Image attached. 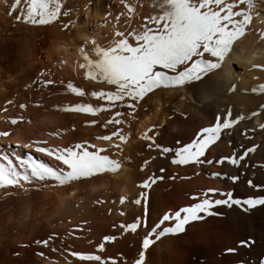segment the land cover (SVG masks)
Masks as SVG:
<instances>
[{"label": "snow or ice", "instance_id": "6c2138e0", "mask_svg": "<svg viewBox=\"0 0 264 264\" xmlns=\"http://www.w3.org/2000/svg\"><path fill=\"white\" fill-rule=\"evenodd\" d=\"M7 5L6 16L12 18V26L17 23L36 27L51 26L62 17H70L75 10L66 5V0H2ZM120 11L113 18L110 12L104 13V23H112L110 35L106 34V42L101 44L95 35L84 37L76 48L77 57L72 60V71L77 79H83L89 84L102 85L94 90L78 85L73 79H54L51 71L39 70L30 83L24 85L30 89L33 85L37 90L54 87L57 84L62 90L78 98H93L98 103L78 102L56 103L47 108L40 100L18 105L20 113L14 116L0 115V121L9 124L5 130H0V199L28 196L32 193L44 197H56L61 204L71 200L76 194L72 187L104 174L116 175L125 163L131 158L124 155V146L130 140L131 125L140 120L139 113L148 112L155 106L157 112L161 105L154 99L158 92L169 93L172 90L184 89L194 84H203L209 76L219 73L226 62L245 65L246 71L259 70L264 72V62H257V54L245 56L243 48H238L245 39L255 33L257 41H264V28L254 27V20L261 16L260 5L264 0H150L149 7L155 11L143 16L138 26L132 25L133 19H140L138 7L142 8V0H118ZM87 10V5H85ZM124 19L127 27L120 29L119 21ZM114 20V22H113ZM74 21L62 23L60 31L71 30ZM264 24V20L258 21ZM64 52L54 64L64 66L68 63L65 57L69 55L68 46L61 45ZM253 81L260 80L252 76ZM239 76L227 88L229 94L237 90L242 95H256L264 97V81L252 83L250 86L238 89ZM184 99L183 96L180 97ZM17 107L14 99L4 101L0 113H6L7 107ZM29 107L43 108L45 111H56L63 114H83L95 117L104 111L110 116L103 121L87 119L83 121L85 127L96 126L107 130L105 134H97L93 143L89 139H79L66 143H50L48 139L29 137L21 138L20 126L33 125V120L22 113ZM123 109L124 111H122ZM187 118L188 113L172 107L171 120L174 116ZM253 119L256 123L252 127L245 126L244 122ZM165 120L159 123H150L139 132V139L145 142V147L157 153L158 157L170 165L193 168L192 176L203 174L211 179L227 180L232 185L240 182L244 174L241 169L264 170V161L252 162L251 157L258 149L264 147L260 143L241 144L239 151L233 147L230 154L209 156L214 149H218L219 142L231 136L237 129L239 135L246 141L255 138L257 129L264 133V102H260L254 110H241L233 114L231 104L222 113L217 112L212 122L207 126L199 127L194 135L181 143L179 139L168 144L160 138L163 134ZM71 128H56L43 133L45 137L63 140ZM15 137V138H13ZM231 145V139L228 140ZM20 150V151H18ZM36 154H40L38 158ZM42 157L48 158L52 163L45 162ZM156 156L143 160L139 169L141 171L155 161ZM235 169V174L223 170L222 165ZM216 165L221 170H212ZM165 167H160L161 175H149L138 181L137 187L141 189L132 201L135 205L143 206V215H137L131 222L113 224L112 228L118 234L103 235L94 249L78 250L69 246L57 247L54 243L59 239L61 245L65 237L50 233L45 238H37L29 243H20L18 247L48 248L54 255L49 256L43 251H36L34 255L43 261V264H120L121 257L104 255L106 243H111L127 233H136L145 229L137 256L131 264H148L147 252L168 236L179 237L188 232L189 227L195 223H202L209 217L223 218L224 213L216 211L217 207L231 209L233 207L245 214L251 213L260 206H264V183H255L252 178L245 181L252 191L244 195H236L235 188L208 186L189 195L192 203L169 208L158 216V219L148 224L149 190L158 181L165 179ZM255 176V171L252 172ZM169 180L190 179L191 176H179L173 173L167 177ZM63 190V191H61ZM127 200L125 195L119 197L123 204ZM95 200L93 203H103ZM111 212V209H109ZM123 216V211L119 212ZM86 221L76 226L83 231ZM74 233L69 231L68 237ZM79 238V237H78ZM89 244L93 242L87 241ZM254 243L253 237L248 236L237 241V247L223 249L224 254L237 253L238 247L248 248ZM12 255L21 253L13 251ZM124 264H128L124 261ZM234 264H243L236 261ZM264 264V259L259 261Z\"/></svg>", "mask_w": 264, "mask_h": 264}, {"label": "bare ground", "instance_id": "6f19581e", "mask_svg": "<svg viewBox=\"0 0 264 264\" xmlns=\"http://www.w3.org/2000/svg\"><path fill=\"white\" fill-rule=\"evenodd\" d=\"M142 3L144 7L142 9L145 10L146 8L147 10V13L145 11L146 14H150L151 12L155 11L154 9L149 7L150 0H142ZM79 4L82 5L83 9H81L84 10L87 15H89L90 11L93 10L92 4L95 5L96 9L102 10L105 8L104 5L106 4V0H79ZM85 5H87V10H85ZM259 7L261 10V16L257 17L256 20H254V27L264 28V24L258 23V21L264 20V4H261ZM4 8L5 6L2 5V1L0 0V34L4 33L6 29V9L4 10ZM146 14L140 15V19H133L132 25L138 26L141 23L143 16ZM86 36L90 38L89 32L87 31V25L83 23L82 17H76L73 23V28L70 31L57 30L51 33V37L48 40V49L46 55V58H48L46 60L51 59L50 63L52 60V63H54V61L58 60L64 52V49L61 47V45H67L69 55L65 57V59H67L68 61L66 66H69V69L71 66L72 69V60L77 57V53L75 50L78 45L75 44L81 42V40ZM27 45L28 44H26L25 50L23 52L25 56L24 61L20 64L22 65V68H24L25 66L27 67L29 65H34L36 62H40V57H38L37 54L34 53V44L30 43L28 46ZM73 46L74 48H72ZM238 48H243L245 56H251L253 53H256L257 62H264V41L258 42L255 33L250 34L245 39V41L238 45ZM44 58L45 56L43 57V59ZM237 63L238 66H236L235 63L226 62L219 73H214L209 76V78L203 84L197 83L184 89L172 90L169 93L158 92L154 99H158L160 103H165V106H167V108L162 111L160 117V121L165 120V126L163 128L162 135H164V133L169 129L176 127V133H174L172 143H174V141L177 139H182V143L187 142L199 127L207 126L210 122H212L217 112L222 113L224 110H226L228 104L232 105L233 114L235 115L238 114L241 110H254L260 102H264V97L261 96L242 95L238 90L232 94H229L227 92V88L231 85V82L235 79L236 76L240 77V80L238 81V89L241 87L250 86L252 83H259L261 81H264V72L259 70L246 71L245 65L240 64L239 62ZM40 66L42 67L41 64ZM66 66L64 65L63 67ZM254 75L259 77L260 80L253 81L251 78ZM8 78L9 81L12 80L11 77L8 76ZM0 87H3L2 84H0ZM180 91L183 92L186 98H189L190 100L195 99L200 103V105H195L190 101H177L176 96ZM50 106H47V108H50ZM172 107H176L181 111H186L189 114L188 117L183 118L179 115H176L171 120H167L166 117L171 115ZM151 112H153V114L157 113L155 106L150 107L148 112L139 113L140 120L139 122L132 124L133 128L135 127L138 129H142V126L148 124L151 118L149 116V113ZM63 115L67 116L66 114L52 110L45 111L43 108L36 110L34 113L29 115V117H31V119L33 120L34 126H20L21 138L27 139L29 137H38L48 139L49 142L53 144L66 143L68 137H70H67L68 134L64 135L63 140L43 136V133L47 131H52L56 128H67V121L66 123H64L65 126L62 122L64 121V119L62 120V118H64ZM46 119H49L48 123L46 122ZM50 119L53 120V124ZM50 121L51 124H49ZM255 123V119L250 122H244L240 125V129L244 128L245 126L252 127ZM240 129H237L230 137L225 135V137L219 142L218 149H214L212 152H210L209 156H216L218 158L220 154H230L233 147H235L239 151L241 144L247 145L250 143H260L261 145H264V133H261L257 129L254 140L246 141L239 135ZM37 130L39 132L36 133ZM229 139H231L232 141L231 145L228 143ZM151 152V156H156L157 158L155 161H150V163L145 167L147 171L146 178L149 175H161V173L159 172L160 167H165L167 171L163 174L165 179L163 181H158L156 185H154L153 188L149 190V227H151L152 223L158 219V216L161 215L163 211L168 210L169 208L175 209L178 206L192 203L193 201L189 199V195L203 187H234L236 195L241 196L252 191L246 186V179L252 178L255 183H264V170H261L259 168L252 169L251 167H249L248 169H241L244 174L241 176L240 182H238L236 185H232L227 180L208 178L203 174V171H201L200 175L192 176L193 168L179 166H177L178 171L174 172L175 174H177V177L187 175L191 176V178L185 180H181L179 178L174 180H167V177L173 174V169H175L176 166L170 165L166 161L159 158L156 152L152 150ZM251 159L252 162L256 163L264 161V147L258 149L257 152L251 157ZM49 161L50 160H46V162L48 163ZM221 167L223 168V170L229 171L230 173L235 174L236 172L235 169L229 168L226 164L222 165ZM211 169L217 171L221 170V168H218L216 165L211 166ZM253 171H255V176H252ZM117 174L118 176H116ZM117 174H104L96 177L95 179L73 185L72 187L76 190L75 196H73L71 200L63 201L62 204L56 197H44L45 199H51L52 202L56 204L57 209H54L56 210V212L59 211L65 213V215L68 214L66 218L67 224H64L65 215H62V218L58 220V222H61L63 220V227H65L66 225H70L71 227L72 222H74L75 220L74 217L78 216L77 214L79 212V215H82V218L85 219V221H89V219H95V222H92L91 220V223H93L91 225L93 226H89L90 229L91 227H93V229L89 230L90 232L88 234H85L81 241L83 243V246L87 245V248L88 245L91 247L93 245L89 244L87 242L88 240H91L93 243H95L103 237L104 225L102 222L106 220L107 216L117 212L115 205L114 207L110 208L111 212L106 209L103 210L109 203L108 195L111 189L117 188V195H121L126 191L127 187H131L132 184V187H136L135 183L132 181L129 168L125 166V164L123 169ZM80 184L84 185L83 188L86 186H89V188L80 190ZM33 194L34 197L37 198L35 199L38 200V202L40 201V199L42 200V195L36 193ZM97 199L104 201L103 205L107 202L108 203L104 207H102L103 205H99L98 207H96V209L94 207L92 208L93 200L95 201ZM133 206L137 210L135 216H142L143 206H138L135 204ZM101 207L103 209H101ZM44 208L47 207L44 206ZM215 210L223 212L224 217H209L202 223L193 224L191 227H189L188 232L183 236H168L166 238H163L155 245V247L152 248L150 252H147L146 259L148 261V264H234V262L236 261H242L243 264H259V261L261 259H264V206L258 207L249 214H245L235 207L231 209L217 207ZM51 214L49 216H51ZM79 217H76V219ZM115 224L118 225L119 223ZM77 225L79 224L77 223ZM64 229H66V227ZM70 230H72V228ZM145 234V229H139L135 233V235H139L138 240L140 241V244L142 242V237ZM248 236H252L254 240V243L250 247H238L237 253L235 254L223 253L224 248L237 247V241ZM81 242L79 244H81ZM120 242L122 243V241ZM76 246L74 245L75 249H78V247ZM71 247L73 248L72 244ZM91 247H89V250ZM136 256L137 255H131L130 257H128L129 259L123 257L125 259L123 260L127 261L128 264H131V261ZM123 260L120 261V264H124Z\"/></svg>", "mask_w": 264, "mask_h": 264}, {"label": "rangeland", "instance_id": "374dc122", "mask_svg": "<svg viewBox=\"0 0 264 264\" xmlns=\"http://www.w3.org/2000/svg\"><path fill=\"white\" fill-rule=\"evenodd\" d=\"M9 2H11V0H9ZM2 5L5 6L4 10L6 9L5 10L6 12L7 5L3 2ZM66 5L69 7H73L75 9L72 12L71 16L62 17L61 20H59L58 22H54L51 26L30 27L17 23L13 27L12 18L6 16L5 32L0 34V84H2L3 86L0 87V107H4V101L7 99H14V103L17 105V107L8 106L6 113H0V115L14 116L20 113V109L18 108L19 103L21 102L27 103L29 100L33 102L36 100H40L45 107L56 103L78 102L81 99H83L84 102L98 103V101L93 98H89V97L78 98L72 94L66 93L62 90V86L60 84H57L54 87H50L43 90H37L34 85L30 89L24 88L25 84L30 83L31 80L36 77V74L39 72L41 68H43L45 72L50 70L51 73L53 74L54 79L57 80L64 79L65 81H67L68 79H73L76 84L82 85L88 88L89 90H94L102 86L97 84H89V82L84 81L83 79H77L76 74L71 69V66L69 69V66L65 65L67 68L63 66L61 67L58 64L52 63L53 60L50 63L51 59L46 60L48 58V57L46 58L47 49H48V40L50 39L51 33L53 31H57V30L60 31V26L62 23L68 22L69 19H72L74 21L76 17H82L83 23L87 25V31L89 32L90 38L92 35H95L98 42L104 44L106 42V34L110 35L112 31V23H104L103 21L104 13L106 11L110 12L114 18L115 14L118 11H120L122 6L119 5L118 0H110V1L106 0L104 9L98 10L95 8V5L92 4L93 10H91L90 14L87 15V13H85L84 10H82L83 8L82 5L79 4V0H66ZM142 8L138 7L137 9L140 15L147 13L146 8L145 10H143ZM118 26L120 27L121 30L127 27V25H125L124 23L123 18H121V20L119 21ZM72 28H73V24L70 25V29ZM30 43L34 44V53L37 54L38 57H40V62H36L34 65L31 66L29 65L27 67L25 66L24 68H22L21 67L22 65L20 64L21 62L24 61L25 58L23 52L25 50L26 44L29 45ZM79 43H76L75 45H78ZM72 48H74V46ZM44 56L45 58L43 59ZM40 64L42 65V67L40 66ZM235 65L238 66V63H235ZM8 76L11 77L12 80L9 81ZM181 96L184 97L183 100L180 99ZM176 99L179 102L190 101L195 105H200V103L195 99L190 100L189 98H186L183 92L181 91L176 96ZM161 105H165V103H161ZM165 108H167V106L161 107L159 112H157L156 114H153V112L149 113V116L151 118L148 124L159 123L161 113L163 110H165ZM38 109H42V108L29 107L27 111L23 112L22 114L25 116H29ZM121 110L124 111L123 109ZM66 115L67 116L63 115L64 118H62V120L64 119V121H62L63 125L65 126L64 123H66V121H67L66 123L67 128H71L73 124L75 125V131H69L66 133L68 134L67 137L70 136L68 137L69 140L67 139L68 142L76 141L79 139H89L93 143H99L98 141L94 140L95 135L105 134L106 131L114 130L111 127L107 130H103V129L99 130L100 128L97 129L98 127L96 126L85 127L83 125V121L87 119H97L98 121L106 120L110 116V112L108 111L99 113L95 117L90 115H83V114H66ZM48 120L46 121L47 123ZM51 121L53 124V120ZM51 121L49 124H51ZM0 126H1L0 130H5L8 127H10V125L5 123L4 121H0ZM145 126H142V129H138L135 127L133 128V126L131 125L130 140L124 146V155H127L131 158L129 163H125V166L129 168L132 181L135 183V185H137L138 181H141L146 178L147 176L146 168H144V170L141 171L139 169V166L143 162V160L151 157V153H152L151 150L145 147V142L138 138L139 132L142 131ZM37 132L39 131L37 130L36 133ZM174 133H176V127L175 128L173 127L168 131H166L160 139L171 145L173 144L172 138L174 137ZM179 140L182 143L183 140L182 139ZM2 146L3 144H0L1 147L0 150H3ZM36 156L38 158H41L40 154H36ZM42 158L45 160V162L46 160H48V158L46 157H42ZM49 163H52V161L51 162L49 161ZM176 167H175L176 170L173 169V173L178 171V167L177 168ZM116 176H118V174ZM83 186L84 185L80 184L79 189L81 188L80 190H84L85 188L86 189L89 188V186L88 187L86 186L84 188ZM132 186L127 187L126 191L121 194L127 197V200L123 204L119 202V197L121 195H117L118 194L117 188L111 189L109 193V195L111 196L108 195L109 203L108 202H107L108 204L106 203L107 206L104 209L102 207H104L106 204L104 205L103 203L100 204L93 203L94 205L92 204V208L94 207L95 209L99 205L100 206L103 205L101 207V209L103 210L105 209L109 210L110 208L114 207V205L117 209L116 213L110 214L111 216L108 214L109 216H107L106 220L102 222L104 225L103 235L118 234L117 230H114L112 228V225L114 223H121V222L127 223V222H131L134 219L137 210L133 206L134 203L132 205V201L136 198V196L139 194L141 189L138 188L137 186L136 187H132ZM42 197H43L42 200L40 199L39 202L38 200H36L37 198L34 197L33 193L28 196L20 195L18 197H13L8 199H0V264H43V261L37 258L34 255V253L36 251H43L49 256L54 255L49 251L48 248H44L42 246L39 248L35 246L28 248H20L18 247V244L20 243L31 244L33 240L37 238L40 239L45 238L48 234L53 232L56 233L58 236L65 237L63 241V245H61L59 239L54 241L57 247L67 246L68 244L70 246L72 244L73 248H75L74 245L75 246L79 245L76 246L78 247L79 250L81 249L89 250V247H91L89 245L88 248L86 247L87 245L83 246V243L81 241L83 236L85 234H88L90 232L89 230L93 229V227H91L90 229L89 226H93L91 225L93 224L91 223V220L92 222L93 221L95 222V219L94 220L89 219V221L86 220L87 223L83 225V231L78 230L76 228L77 223L80 224L81 221H85V219L82 218V215H79L80 213L79 212L77 214L78 216L76 217L79 216L80 217L77 219L76 217H74L75 220L74 222H72L71 224L72 226L70 227V225H66L65 226L66 229H64L65 227L63 226L64 224H67L66 218L68 214L65 215V213L63 212H59V211H58L59 213L56 212V210H54L57 209L56 204H54L51 199H45L44 196ZM44 206L47 208H44ZM120 211H123L125 215L123 216L119 215ZM50 214L51 216H49ZM62 215H65L64 218L66 219V220L64 219V224L62 223L63 220L61 222L60 221L58 222V220L62 218ZM71 228L74 231L70 230ZM69 231H72L74 233L72 237L67 236V233ZM138 239H139V235H135V233L124 234L123 237L117 239L116 241L111 243H106V252L103 254L108 256L113 255L112 257H117V254H119V256L122 258L120 259V261L123 260L125 257L129 259L128 257H130L131 255L135 256L138 254V250L140 247V241ZM99 240L96 241L95 243L99 242ZM120 241H122V243ZM80 242L81 244H79ZM95 243H92L93 245L91 244L92 247L90 248V250L94 249ZM13 251L20 252L21 255L14 257L12 255Z\"/></svg>", "mask_w": 264, "mask_h": 264}]
</instances>
